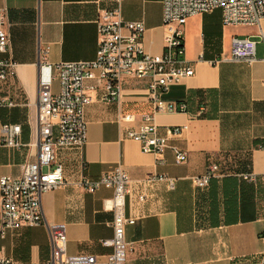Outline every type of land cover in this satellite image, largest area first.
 Returning a JSON list of instances; mask_svg holds the SVG:
<instances>
[{"label":"crops","instance_id":"0c3cea01","mask_svg":"<svg viewBox=\"0 0 264 264\" xmlns=\"http://www.w3.org/2000/svg\"><path fill=\"white\" fill-rule=\"evenodd\" d=\"M113 6L112 0H0V16L5 14L11 37L8 53L0 52V58H12L16 65V76L0 85V96L25 103L0 108V124L20 123L23 143L31 139L29 117L38 104L41 54L46 52L53 63L94 60L98 13ZM121 12L126 21L143 22L145 51L162 54V0H122ZM184 31L185 58L194 74L172 85L166 99L186 103L187 111L157 113L155 122L161 132L187 126L184 137L170 140L187 153L186 161L176 164L168 148L159 164L156 155L126 136L152 109L149 78H125L119 101L103 100L101 87L91 93L93 101L85 110L87 143L58 149L66 184L42 197L46 221L66 225L68 254H94L103 261L111 251L101 241L113 237L114 214L105 201L114 191L100 187L89 192L77 182L82 176L95 180L121 164L131 179L126 214L135 219L126 228L132 247L126 264H255L261 259L264 264V19L260 34L256 26L225 25L222 10L216 9L189 17ZM235 36L257 41L255 60H231ZM35 156V148L0 147V177H19L22 164ZM211 162L220 165V174L209 187H195L191 177L202 175ZM249 172L258 175L256 183L241 178ZM157 175L174 184L152 179ZM50 253L44 224L0 238V256L19 262L45 263Z\"/></svg>","mask_w":264,"mask_h":264},{"label":"built area","instance_id":"2783aa9c","mask_svg":"<svg viewBox=\"0 0 264 264\" xmlns=\"http://www.w3.org/2000/svg\"><path fill=\"white\" fill-rule=\"evenodd\" d=\"M112 2V8L101 9L98 13L99 39L94 60L53 63L47 59L46 52L41 54L38 104L35 116L29 117L32 134L28 143L22 141L23 127L20 123L0 124V147L17 150L27 146L36 149L35 159L22 164L19 177H0V238H5L10 231L44 224L51 242L50 258L45 263H23L0 256V264H126L132 249L126 240V228L135 224V219L126 214L131 182L128 172L118 164L95 180L82 176L77 182L89 192H95L100 187L113 189L112 198L105 201L106 209L114 214L113 237L101 241L102 245L111 248L103 261H99L94 254H68L66 225L48 223L42 207V197L46 192L66 184L64 165L57 159L58 149L82 147L87 143L85 110L93 101L91 93L101 87L103 100L119 101L125 78H149L148 97L152 109L141 115L138 126L129 129L126 136L139 143L144 152L156 155L159 164H163L161 156L168 148L173 150L176 164L184 163L187 153L171 146L170 140L184 137L187 126L166 127L161 132L155 115L187 111L186 103L167 100L166 94L172 85L194 74V68L185 58L184 27L189 17L221 9L225 25L256 26L262 33L264 0H162L166 27L164 51L153 55L147 53L143 45V22L124 20L122 0ZM5 26L6 16L2 14L0 52L4 54L8 53L11 45V37ZM256 46L257 41L252 37H233L231 60H255ZM15 66L12 58H0V85L16 76ZM88 81H96L97 84H88ZM55 82L58 83L57 90L54 89ZM21 105L25 103H19L11 96H0V108L12 109ZM126 118L135 120L133 115ZM218 174L220 165L211 162L202 175L191 177V182L195 187L205 189ZM240 176L253 183L258 180V175L253 172ZM152 179L168 180L171 185L174 184V179L165 175ZM139 199L144 201L145 196L141 195ZM255 264H263V259Z\"/></svg>","mask_w":264,"mask_h":264},{"label":"rangeland","instance_id":"374dc122","mask_svg":"<svg viewBox=\"0 0 264 264\" xmlns=\"http://www.w3.org/2000/svg\"><path fill=\"white\" fill-rule=\"evenodd\" d=\"M260 37H262V36H260Z\"/></svg>","mask_w":264,"mask_h":264},{"label":"trees","instance_id":"16d2710c","mask_svg":"<svg viewBox=\"0 0 264 264\" xmlns=\"http://www.w3.org/2000/svg\"><path fill=\"white\" fill-rule=\"evenodd\" d=\"M23 127V126H22Z\"/></svg>","mask_w":264,"mask_h":264}]
</instances>
